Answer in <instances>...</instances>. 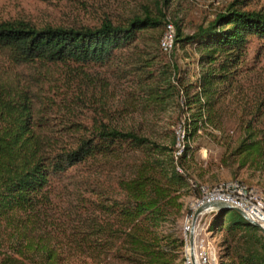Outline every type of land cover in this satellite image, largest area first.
Returning <instances> with one entry per match:
<instances>
[{
    "label": "trees",
    "instance_id": "1",
    "mask_svg": "<svg viewBox=\"0 0 264 264\" xmlns=\"http://www.w3.org/2000/svg\"><path fill=\"white\" fill-rule=\"evenodd\" d=\"M172 3L96 26L0 21V264H182V198L197 194L183 169L191 148L185 142L177 157L179 173L171 148L117 128L110 79L147 105L182 92L187 142L201 128L221 130L222 98L243 75L252 41L264 44V12L235 0L185 36L166 13ZM168 23L174 43L198 54L194 83L162 54ZM262 118L264 98L236 121L232 155L244 163L264 165ZM125 158L127 172L101 167ZM208 232L221 237L220 264H264V237L239 213L214 209Z\"/></svg>",
    "mask_w": 264,
    "mask_h": 264
},
{
    "label": "rangeland",
    "instance_id": "2",
    "mask_svg": "<svg viewBox=\"0 0 264 264\" xmlns=\"http://www.w3.org/2000/svg\"><path fill=\"white\" fill-rule=\"evenodd\" d=\"M156 1L0 0V21L28 22L36 27L96 26L105 17L117 23L134 14L143 15L145 10L154 11ZM233 1L235 0H173L166 13L169 19L180 21L182 34L189 36L195 33L198 27H205L212 22L215 16ZM236 4L243 10L264 12V0H236ZM139 47L145 49L142 43ZM248 51L249 55L245 59L246 69L238 83L234 85L235 90L222 98L220 103V109L226 115L221 130L204 127L190 138L189 142L185 138L181 141V131L185 128L186 118L190 116V111L184 105L186 99L183 93L180 92L179 97L167 104L147 105L140 100V95L133 94L123 79H110V87L106 93L114 118L113 124L122 130L136 131L157 144L171 148L176 167H179L176 162L178 145L183 146L186 142L191 148V153L183 164V169L189 180L196 184L212 187L222 182L239 180L264 196V165L257 161L244 163L240 157L232 155L240 140L236 121L247 117V112L253 110L264 98V44L253 40ZM162 54L168 65L175 67L177 70L175 76H180L184 84L195 82L199 68L196 64L198 54L193 47L181 48L180 44H175L170 55L163 52ZM194 93L195 89L189 97ZM260 122L264 125L263 118ZM132 161V158H125L101 167L108 173L127 172ZM194 198L191 193L182 198L185 213L179 221V229L184 244L186 217L192 212ZM209 223L210 215L198 216L193 221L196 228L195 233L191 234L192 243L202 244L211 258L218 261L223 254L220 246L221 237L208 232ZM186 238L190 244L189 233H186ZM184 244L182 264L185 262Z\"/></svg>",
    "mask_w": 264,
    "mask_h": 264
},
{
    "label": "built area",
    "instance_id": "3",
    "mask_svg": "<svg viewBox=\"0 0 264 264\" xmlns=\"http://www.w3.org/2000/svg\"><path fill=\"white\" fill-rule=\"evenodd\" d=\"M174 37V26L168 23L160 39V49L164 54L170 55L173 52L175 48ZM183 138H185L184 129L181 131V141ZM178 147L176 153L177 157L182 152L184 145H178ZM176 170L182 173V169L179 167H176ZM189 185L197 194L195 195L194 203H192V212L186 217L184 228V264H220V259L217 261L211 258L202 244H189L186 238V233L190 235L195 233L196 227L194 228L195 224H193L194 214L198 208L204 205L222 203L234 209H238L244 214L248 221L256 223L260 229L264 230V196L255 188L239 180L222 182L212 187L196 184L189 180ZM213 210V208L209 207L199 216L210 215Z\"/></svg>",
    "mask_w": 264,
    "mask_h": 264
},
{
    "label": "water",
    "instance_id": "4",
    "mask_svg": "<svg viewBox=\"0 0 264 264\" xmlns=\"http://www.w3.org/2000/svg\"><path fill=\"white\" fill-rule=\"evenodd\" d=\"M209 207H210V208H213V209H221V210H223V211H225V212L234 211V212L239 213L244 219H246L245 216H244V214H243L240 210H238V209H234V208H232V207H230V206H227V205H225V204H222V203H213V204H210V205H204V206L198 208V209L196 210L195 214H194L193 221H194V220H195V219H196V218H197L202 212H204V211H205L207 208H209ZM246 220H247V219H246ZM247 221H248V220H247ZM248 222L251 223L252 225L258 227L259 230H260V232H261V234H262L263 237H264V230L260 229V227H259L256 223H253V222H250V221H248ZM189 242H190V244L192 243L191 235H190Z\"/></svg>",
    "mask_w": 264,
    "mask_h": 264
}]
</instances>
